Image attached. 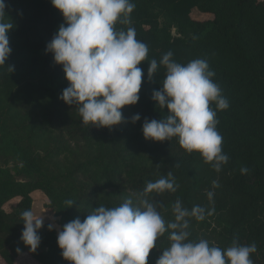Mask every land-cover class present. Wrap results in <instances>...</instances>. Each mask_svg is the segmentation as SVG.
<instances>
[{
	"label": "trees",
	"instance_id": "16d2710c",
	"mask_svg": "<svg viewBox=\"0 0 264 264\" xmlns=\"http://www.w3.org/2000/svg\"><path fill=\"white\" fill-rule=\"evenodd\" d=\"M4 2V22L13 27L8 33L12 51L0 66L2 260L15 264L28 253L38 264H70L49 222L38 231L41 243L35 252L20 240L21 213L32 210L34 191L47 197L45 207L62 230L77 217L83 221L96 207H116L128 198L136 203L135 194L148 182L170 173L176 191L148 194L166 223L174 221L177 200L189 210L200 206L205 209L203 220L187 218L190 241L207 240L221 249L234 239L241 245L254 243L250 259L264 264V0H131L135 8L130 23L117 21L115 28H134L148 55L138 65L143 71L139 101L125 106L124 120L111 128L85 125L78 107L59 98L69 82L62 65L45 49L64 18L51 0ZM193 9L211 17L195 19ZM168 51L180 64L206 60L228 101L223 110L210 104L228 156L220 171L198 151L184 150L177 137L161 142L143 136L145 118L168 115L152 99L153 91L162 87L166 68L159 61ZM152 59L158 69L149 79ZM135 114L141 118L133 123ZM16 198L6 211L4 205ZM68 200L74 201L71 207ZM170 243L169 232L158 237L147 264H155Z\"/></svg>",
	"mask_w": 264,
	"mask_h": 264
},
{
	"label": "clouds",
	"instance_id": "9594fccd",
	"mask_svg": "<svg viewBox=\"0 0 264 264\" xmlns=\"http://www.w3.org/2000/svg\"><path fill=\"white\" fill-rule=\"evenodd\" d=\"M51 4L64 18L45 49L53 54L56 64L62 65L69 82L59 98L78 107L85 125H118L124 120L122 109L140 99L143 71L138 65L148 55L147 45L135 38L134 28H115L117 21L130 23L129 14L135 4L131 0H51ZM5 8L4 0H0V66L5 65L12 51L8 33L13 26L4 22ZM172 56L168 51L159 61L166 74L162 87L152 94L161 109L167 108L168 115L160 120L145 118L143 136L161 142L177 137L184 150L198 151L205 163L220 171L228 156L222 151L216 110L210 104L215 102L216 109L223 110L229 106L228 101L212 80L215 73L209 70L206 60L180 64ZM157 69V61L152 59L149 79ZM140 118L135 114L131 121ZM241 172L246 173L247 168ZM174 184L169 173V178L148 182L142 192L135 194L136 203L128 198L116 207L99 206L83 221L77 217L64 224L57 235L62 257L70 264H147L157 238L169 232L170 246L155 264H253L250 254L256 251L254 243L241 245L234 239L230 247L221 249L210 246L207 240L188 239L187 218L204 219L205 209L200 206L189 210L177 200L173 205L174 221L165 222L148 194L174 192ZM66 204L71 207L74 201ZM21 217L24 227L20 240L35 252L41 243L38 231L43 227V216L34 218L32 211L25 210ZM53 227L48 225L50 231Z\"/></svg>",
	"mask_w": 264,
	"mask_h": 264
},
{
	"label": "rangeland",
	"instance_id": "374dc122",
	"mask_svg": "<svg viewBox=\"0 0 264 264\" xmlns=\"http://www.w3.org/2000/svg\"><path fill=\"white\" fill-rule=\"evenodd\" d=\"M192 17L199 20H205L210 18L211 16L205 13H200L197 9L192 10ZM33 204H32V213L34 218H40L43 216L44 222H49L54 225V228L57 232L60 231V226L58 224V218L53 216L51 212L47 210L45 207V203L47 202V197L41 191H34L32 194ZM18 201V199H13L4 205V209L6 211H10L11 207ZM19 258V257H18ZM16 264H38L34 261L29 255H23L19 259ZM0 264H5L3 260L0 259Z\"/></svg>",
	"mask_w": 264,
	"mask_h": 264
},
{
	"label": "crops",
	"instance_id": "0c3cea01",
	"mask_svg": "<svg viewBox=\"0 0 264 264\" xmlns=\"http://www.w3.org/2000/svg\"><path fill=\"white\" fill-rule=\"evenodd\" d=\"M23 255H29L28 253H23V254H21L20 256H19V258L21 257V256H23ZM30 256V255H29ZM31 257V256H30ZM19 258H17V259H19ZM0 259L2 260V258L0 257ZM16 259V261H15V264L18 262V260ZM4 262V261H3ZM5 263V262H4ZM6 264V263H5Z\"/></svg>",
	"mask_w": 264,
	"mask_h": 264
}]
</instances>
